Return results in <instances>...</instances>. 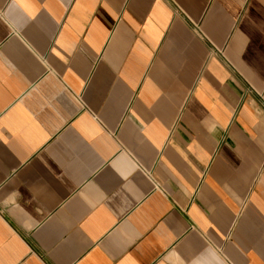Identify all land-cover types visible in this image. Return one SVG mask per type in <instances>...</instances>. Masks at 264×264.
<instances>
[{"label":"crops","instance_id":"crops-1","mask_svg":"<svg viewBox=\"0 0 264 264\" xmlns=\"http://www.w3.org/2000/svg\"><path fill=\"white\" fill-rule=\"evenodd\" d=\"M0 264H264V0H0Z\"/></svg>","mask_w":264,"mask_h":264}]
</instances>
